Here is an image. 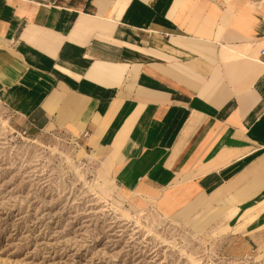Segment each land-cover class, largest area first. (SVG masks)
Listing matches in <instances>:
<instances>
[{
    "label": "crops",
    "instance_id": "0c3cea01",
    "mask_svg": "<svg viewBox=\"0 0 264 264\" xmlns=\"http://www.w3.org/2000/svg\"><path fill=\"white\" fill-rule=\"evenodd\" d=\"M0 102L26 128L65 132L134 203L178 221L209 208L236 219L229 255L264 250L259 7L0 0Z\"/></svg>",
    "mask_w": 264,
    "mask_h": 264
},
{
    "label": "rangeland",
    "instance_id": "374dc122",
    "mask_svg": "<svg viewBox=\"0 0 264 264\" xmlns=\"http://www.w3.org/2000/svg\"><path fill=\"white\" fill-rule=\"evenodd\" d=\"M245 1L264 11V0ZM81 149L0 102V264H264V250L226 252L236 219L207 208L178 221L134 203Z\"/></svg>",
    "mask_w": 264,
    "mask_h": 264
}]
</instances>
